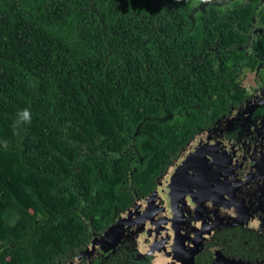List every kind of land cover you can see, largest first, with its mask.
Returning <instances> with one entry per match:
<instances>
[{
    "label": "trees",
    "instance_id": "trees-1",
    "mask_svg": "<svg viewBox=\"0 0 264 264\" xmlns=\"http://www.w3.org/2000/svg\"><path fill=\"white\" fill-rule=\"evenodd\" d=\"M193 3L0 0V264L67 262L245 99Z\"/></svg>",
    "mask_w": 264,
    "mask_h": 264
},
{
    "label": "flooded vegetation",
    "instance_id": "flooded-vegetation-1",
    "mask_svg": "<svg viewBox=\"0 0 264 264\" xmlns=\"http://www.w3.org/2000/svg\"><path fill=\"white\" fill-rule=\"evenodd\" d=\"M195 1L194 9L201 8L195 14L219 13V20L228 25L227 33L210 49L217 44L223 49L235 48L236 65L240 55L256 60L252 69H246L252 81L242 84L245 99L211 127L199 132H209L213 136L209 140L227 152L222 171L227 178L225 186L232 193L228 204L236 208L241 221L234 224L220 219L224 217L221 205L225 204L226 195L213 189L219 178L212 179L211 186L207 180L206 189L197 190L201 201L192 202L191 195L179 214V218L184 217L183 222L176 219V213L173 222L158 225L162 220L159 218L153 228L136 230L131 226L113 251L104 253L97 245L93 251L84 252L92 236L100 239L131 206L103 230L97 226L88 228L89 241L77 252L68 254L69 260L62 264H103L111 257L120 258L124 264H264V55L257 50L264 38V0H200L199 5ZM190 18L195 22L193 14ZM233 114V123L223 122ZM221 198H224L222 202ZM148 232L151 236H147Z\"/></svg>",
    "mask_w": 264,
    "mask_h": 264
},
{
    "label": "water",
    "instance_id": "water-1",
    "mask_svg": "<svg viewBox=\"0 0 264 264\" xmlns=\"http://www.w3.org/2000/svg\"><path fill=\"white\" fill-rule=\"evenodd\" d=\"M233 121L234 114L223 122L233 123ZM210 137L213 136L209 132L196 134L173 164L159 177L156 189L146 196L136 198L130 210L118 217L100 239L92 236V241L84 252L93 251L97 245L104 253L113 251L114 247L125 238V230L131 226L136 227V230L153 228L159 218L162 220L157 222L158 225L171 220L173 222L176 213V219L182 221L184 217L179 218V214L186 208L185 205L191 195L192 202H200L201 196L197 190L204 188L207 180L211 186L212 179L215 181L219 178L217 187L213 188L215 192L226 195L225 204L221 205L224 217L220 219L227 223L238 224V221H241L240 214L234 206L228 204L232 193L225 186L227 178L222 171L227 152L221 146L214 144V141H210ZM220 179H223V184H220ZM223 199L221 198L220 202ZM151 234L148 232L147 236Z\"/></svg>",
    "mask_w": 264,
    "mask_h": 264
},
{
    "label": "rangeland",
    "instance_id": "rangeland-1",
    "mask_svg": "<svg viewBox=\"0 0 264 264\" xmlns=\"http://www.w3.org/2000/svg\"><path fill=\"white\" fill-rule=\"evenodd\" d=\"M195 3L199 5L200 4V0H196ZM237 81L240 82L243 85L244 84L247 85L248 83H250L252 81L251 76H250V73L246 69L242 70L237 75Z\"/></svg>",
    "mask_w": 264,
    "mask_h": 264
}]
</instances>
